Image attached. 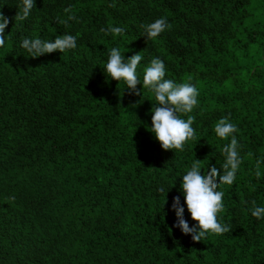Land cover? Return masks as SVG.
I'll use <instances>...</instances> for the list:
<instances>
[{
  "label": "trees",
  "instance_id": "1",
  "mask_svg": "<svg viewBox=\"0 0 264 264\" xmlns=\"http://www.w3.org/2000/svg\"><path fill=\"white\" fill-rule=\"evenodd\" d=\"M0 12L10 19L0 47V264H264V217L250 212L252 201L264 206V0H35L21 21L22 0H0ZM159 18L171 28L147 40L141 25ZM109 26L124 32L105 35ZM66 34L76 47L63 53L32 58L21 47ZM113 47L125 60L142 52L140 95L104 72ZM152 58L165 79L199 93L178 114L194 117L182 152L162 150L150 131L157 102L142 78ZM223 117L242 158L234 183L218 188V219L232 230L193 242L172 227L171 204L183 205L194 160L202 174H222L230 138L214 125ZM183 216L194 225L186 206Z\"/></svg>",
  "mask_w": 264,
  "mask_h": 264
},
{
  "label": "clouds",
  "instance_id": "2",
  "mask_svg": "<svg viewBox=\"0 0 264 264\" xmlns=\"http://www.w3.org/2000/svg\"><path fill=\"white\" fill-rule=\"evenodd\" d=\"M35 7V0H22V12L16 13L14 19L17 21L25 20ZM71 9H65L70 12ZM76 19L74 14L69 15L67 20L60 21L67 25L68 21ZM10 23V19L0 12V47L5 43V29ZM144 29L147 40H154L171 25L165 18L156 19L147 25H141ZM105 35L112 34L119 36L123 34L121 27L109 26L101 29ZM21 47L24 48L30 57L36 58L53 52L63 53L66 50L76 47V37L73 35L57 36L54 40H42L40 38H22ZM136 53L125 60L121 49L113 47L108 55L104 68L107 77L117 82L123 81L130 94L140 95L137 85H141L137 68L143 56ZM142 86L150 91L157 102V106L151 109V129L156 141L162 150L184 151V145L188 140L195 137V130L192 127L194 117L188 116L187 120L180 118L178 114L191 113L198 104L199 95L197 88L189 83H176L170 79H165V65L159 58H152L150 63L143 69ZM237 127L229 122L227 117L219 119L214 125V132L222 140L230 138L222 148L225 157L221 170L215 166L202 174L199 160H194L190 169L182 176L181 192L183 194V205L180 197H174L171 208L175 212L176 222L173 228H179L182 234L191 236L193 242H200L211 233L222 235L232 230L230 224H224L218 219V214L224 211L223 197L224 192L219 191L221 185H232L236 178V173L242 163L239 148L240 145L234 133ZM261 161L256 162V176H260ZM160 192L164 188H159ZM14 199V197H12ZM186 206L194 225L190 226L184 219V207ZM251 215L256 219L264 217V206H256L252 201Z\"/></svg>",
  "mask_w": 264,
  "mask_h": 264
}]
</instances>
